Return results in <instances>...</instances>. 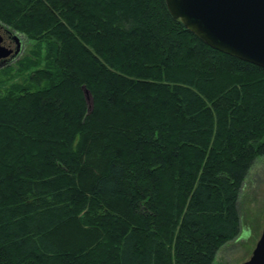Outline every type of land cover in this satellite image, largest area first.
I'll return each mask as SVG.
<instances>
[{"label": "trees", "instance_id": "16d2710c", "mask_svg": "<svg viewBox=\"0 0 264 264\" xmlns=\"http://www.w3.org/2000/svg\"><path fill=\"white\" fill-rule=\"evenodd\" d=\"M0 26L49 49L0 94V264H213L264 157V68L165 0H0Z\"/></svg>", "mask_w": 264, "mask_h": 264}, {"label": "water", "instance_id": "95a60500", "mask_svg": "<svg viewBox=\"0 0 264 264\" xmlns=\"http://www.w3.org/2000/svg\"><path fill=\"white\" fill-rule=\"evenodd\" d=\"M165 5L210 48L264 68V0H165ZM20 50V37L0 26V67ZM84 95L90 111L86 89ZM240 264H264V227L251 256Z\"/></svg>", "mask_w": 264, "mask_h": 264}, {"label": "rangeland", "instance_id": "374dc122", "mask_svg": "<svg viewBox=\"0 0 264 264\" xmlns=\"http://www.w3.org/2000/svg\"><path fill=\"white\" fill-rule=\"evenodd\" d=\"M4 29L8 30V28ZM18 36L21 40V50L7 63L13 68L12 72L5 76L0 72V79H3L0 83V94L2 95L12 82L21 84L26 80L24 76H21L5 83L12 73H16L17 63L24 62L26 64V60L31 59L34 62L40 61L39 67H43L49 52L46 45H40L37 41L30 40L22 34H18ZM3 67H0V70ZM239 215L241 218L240 234L220 249L213 264H240L248 260L252 254L264 227V157L257 159L247 176L240 194Z\"/></svg>", "mask_w": 264, "mask_h": 264}, {"label": "bare ground", "instance_id": "6f19581e", "mask_svg": "<svg viewBox=\"0 0 264 264\" xmlns=\"http://www.w3.org/2000/svg\"><path fill=\"white\" fill-rule=\"evenodd\" d=\"M188 30V29H187ZM18 35V34H17Z\"/></svg>", "mask_w": 264, "mask_h": 264}]
</instances>
